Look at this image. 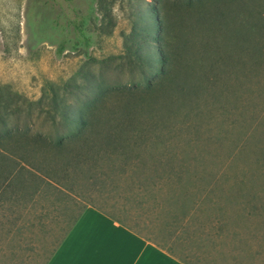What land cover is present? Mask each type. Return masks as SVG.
I'll use <instances>...</instances> for the list:
<instances>
[{"label":"rangeland","instance_id":"374dc122","mask_svg":"<svg viewBox=\"0 0 264 264\" xmlns=\"http://www.w3.org/2000/svg\"><path fill=\"white\" fill-rule=\"evenodd\" d=\"M99 1L94 43L58 55L32 37L28 0H0V130L6 119L12 129L56 131L50 115L58 119L64 109L50 104L52 88L72 83L58 94L75 112L92 86L142 84L159 45L171 63L147 100L152 118L145 140H137L140 154L134 151L145 168L81 165L70 175L71 200L36 195L29 208L20 199L9 204L4 191L0 264H46L67 222L89 205L188 261L207 235L239 245L248 239L264 252V0L209 1L206 13L217 15L203 20L177 21L169 10L162 42L158 33L146 40V7L155 0ZM126 96H109L105 105Z\"/></svg>","mask_w":264,"mask_h":264},{"label":"trees","instance_id":"16d2710c","mask_svg":"<svg viewBox=\"0 0 264 264\" xmlns=\"http://www.w3.org/2000/svg\"><path fill=\"white\" fill-rule=\"evenodd\" d=\"M209 1L217 0H155L154 3H148L146 16L152 19L145 27L146 40L155 41L154 37L158 33L156 41L162 42L168 29L169 10L176 12L177 21L188 19L189 16H194L197 20H203L206 16L215 17L216 10L206 13L205 7ZM98 7L99 0H28L27 17L31 35L38 42L55 45L58 55L65 50L87 52L94 43V32L90 30V24L97 19L95 14ZM155 30L156 35L153 32ZM156 48L155 56L147 61L149 73L143 74L145 76L142 84L135 82L126 86H92L91 97L76 103L80 106L76 113L67 110L65 97L61 98L58 94L61 89L68 92L72 83L57 89L52 88L50 104L53 109H59L61 106L64 109L58 119L54 114L50 115L49 120L54 126L60 125L56 131L32 132L28 124L22 128L17 125L12 129L8 128L5 119V128L0 130V196L5 191V200L9 204L21 200L28 208L37 203L36 195L47 197L52 193L55 195V201L65 202L73 197L70 194L73 186L70 183V175L81 165H88L91 170L101 169L106 163L114 169L118 162L122 173L127 169L124 167L129 164L134 165L133 169L145 168L139 155L143 147L140 149L141 145L136 144L137 140H145L147 125L152 118L148 112L147 100L151 92L167 79L171 63L166 50L159 45ZM138 59L140 63L143 60L140 55ZM157 64L160 65L158 68ZM119 95L127 96L124 99L118 98L116 107H106L107 97ZM39 102L40 100L36 103ZM3 120L0 117V121ZM4 140L5 146L2 144ZM136 148L139 154H134ZM175 151H172L174 155L178 152ZM160 152L166 154L168 150L164 147ZM113 172L114 170L109 173ZM107 177L110 178L109 174ZM148 178L149 176L144 180ZM144 184L139 182L138 188L141 191ZM19 190L21 193L17 192ZM154 195H157V192ZM86 207L82 206L78 214L67 222L66 228L62 230V238L50 257ZM21 229L22 227H15L14 233Z\"/></svg>","mask_w":264,"mask_h":264},{"label":"crops","instance_id":"0c3cea01","mask_svg":"<svg viewBox=\"0 0 264 264\" xmlns=\"http://www.w3.org/2000/svg\"><path fill=\"white\" fill-rule=\"evenodd\" d=\"M210 237L188 261L89 205L46 264H264L251 240Z\"/></svg>","mask_w":264,"mask_h":264}]
</instances>
